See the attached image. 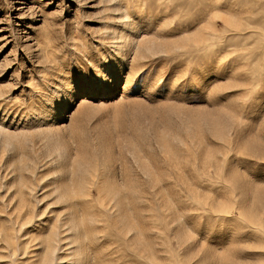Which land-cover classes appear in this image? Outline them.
<instances>
[{"label": "rangeland", "instance_id": "obj_1", "mask_svg": "<svg viewBox=\"0 0 264 264\" xmlns=\"http://www.w3.org/2000/svg\"><path fill=\"white\" fill-rule=\"evenodd\" d=\"M0 264H264V0H0Z\"/></svg>", "mask_w": 264, "mask_h": 264}, {"label": "bare ground", "instance_id": "obj_2", "mask_svg": "<svg viewBox=\"0 0 264 264\" xmlns=\"http://www.w3.org/2000/svg\"><path fill=\"white\" fill-rule=\"evenodd\" d=\"M114 67V66H113ZM117 75V74H116ZM112 77V76H111ZM103 83V82H102ZM91 89V88H90Z\"/></svg>", "mask_w": 264, "mask_h": 264}]
</instances>
